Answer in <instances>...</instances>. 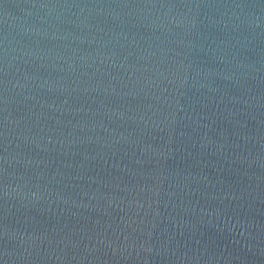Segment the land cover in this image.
Instances as JSON below:
<instances>
[{
	"label": "water",
	"instance_id": "water-1",
	"mask_svg": "<svg viewBox=\"0 0 264 264\" xmlns=\"http://www.w3.org/2000/svg\"><path fill=\"white\" fill-rule=\"evenodd\" d=\"M0 264H264V0H0Z\"/></svg>",
	"mask_w": 264,
	"mask_h": 264
}]
</instances>
